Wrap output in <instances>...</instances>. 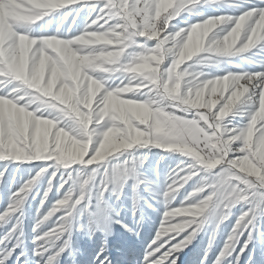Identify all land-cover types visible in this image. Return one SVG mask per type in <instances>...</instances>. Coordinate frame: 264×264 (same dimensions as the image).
Masks as SVG:
<instances>
[{"label":"snow or ice","instance_id":"snow-or-ice-1","mask_svg":"<svg viewBox=\"0 0 264 264\" xmlns=\"http://www.w3.org/2000/svg\"><path fill=\"white\" fill-rule=\"evenodd\" d=\"M220 3L0 0V264H60L78 228L105 237L86 264H117L107 251L112 225L135 228L113 201L130 188L138 215L140 190L153 183L139 171L141 149L153 147L186 155L155 187L171 210L136 264H177L204 221L219 228L236 205L222 247L210 237L199 264H241L250 244L246 264H264L255 247L264 249V63L248 57L264 51V0ZM51 14L56 30L34 31ZM233 55L254 67L212 78L197 70ZM10 165L28 178L16 180ZM34 185L42 191L28 257L24 206ZM177 195L184 206H173Z\"/></svg>","mask_w":264,"mask_h":264},{"label":"rangeland","instance_id":"rangeland-1","mask_svg":"<svg viewBox=\"0 0 264 264\" xmlns=\"http://www.w3.org/2000/svg\"><path fill=\"white\" fill-rule=\"evenodd\" d=\"M218 7L221 10L224 9L222 0ZM202 11L206 14H211L215 12L214 7H205ZM59 16L56 14H51L45 21L39 22L34 26V31L37 33L41 31L54 32L56 26L59 23ZM65 25L70 24V20L65 19ZM63 27V25H62ZM74 27V26H73ZM214 56L217 54H213ZM250 60H259L264 63V51L259 52L258 55H253L248 53ZM220 64L216 65L211 61L200 66L197 70L203 71L205 73L211 74L210 78L214 76H219L224 74L225 69H230L233 72L238 71L240 68L251 69L254 67L250 60L242 55H233L231 57H220ZM236 109H234V112ZM231 116V114H230ZM234 123H239L240 118L236 117L233 121ZM141 153H147L145 162L141 165L139 171L147 177L149 181H152L151 190L148 185L142 186L140 190V195L142 197L140 203L138 204V215L133 217L131 213L132 199H131V189L126 188L125 193L119 201H113L115 206L120 209V216L125 219L126 222L132 224L135 228L134 231H127L120 224H113L112 231L109 236H107L108 253L114 257L117 264H136V258L143 255V250L147 243L154 238L155 233L159 230V227L163 224V213L165 211H170L163 198H157L155 194V187L158 184H162L170 168L175 167L180 159L184 158L186 154L179 153L173 150H160L153 147L151 151L147 149H141ZM163 156V159H161ZM157 161L159 164L157 165ZM42 163V162H35ZM22 169L31 171V166H21ZM10 168L12 166L10 165ZM12 175L15 176L16 180L27 179V175L23 170H16L12 168ZM7 176V174H6ZM9 184L12 182V177L7 176ZM191 183V181L189 182ZM46 187V183L44 185ZM188 187V185H185ZM3 185H0V189ZM41 188L34 185L33 189L30 190V197L28 204L24 206V219H23V232H24V249L26 250V255L31 256V250L33 248V238L35 232L33 231V226L35 223L36 207L39 205ZM183 191V190H181ZM189 191H192L189 188ZM51 195V193H50ZM184 199L182 195H177L173 200L174 207L184 206L181 201ZM147 201V202H145ZM48 203V202H46ZM54 203V200L52 201ZM3 201H0V207H2ZM50 207V204H49ZM240 205H236L232 209V214L223 222L220 223L219 228L216 227V222L213 217L209 216L208 219L204 221L201 229L198 231L197 235L192 239V241L178 253L179 259L177 264H199V257L203 254L204 249L209 245V239L211 237L213 249L222 247L227 235L229 234L231 228L235 224V219L240 214ZM59 216L56 213L53 220ZM86 215L81 218L82 223H86ZM175 222H181L180 219L174 218ZM134 221H138V224H134ZM258 232L257 235L264 234V217H261L258 221ZM215 230V236H213V231ZM2 231V229H0ZM186 231V230H184ZM183 234V233H182ZM245 239V236L241 237V242ZM105 237L102 233L96 232L94 235L89 236L87 231L78 228L73 231L71 236V252L65 253L60 258V264H86V261L90 259L91 255L95 252L98 246L104 242ZM253 245H249V248L245 250V256L241 257V264H246L247 253L252 249ZM256 255L259 256L264 249L261 248L259 242L256 243ZM21 259H24L22 257ZM29 264L31 262L29 261Z\"/></svg>","mask_w":264,"mask_h":264},{"label":"clouds","instance_id":"clouds-1","mask_svg":"<svg viewBox=\"0 0 264 264\" xmlns=\"http://www.w3.org/2000/svg\"><path fill=\"white\" fill-rule=\"evenodd\" d=\"M199 43H200V38H199V36H197L193 40H190L186 47L188 48L189 51H191L195 47H198Z\"/></svg>","mask_w":264,"mask_h":264}]
</instances>
